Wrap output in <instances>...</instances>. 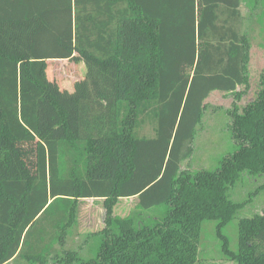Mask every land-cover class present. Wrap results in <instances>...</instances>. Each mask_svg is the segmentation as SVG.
Here are the masks:
<instances>
[{
    "label": "trees",
    "instance_id": "1",
    "mask_svg": "<svg viewBox=\"0 0 264 264\" xmlns=\"http://www.w3.org/2000/svg\"><path fill=\"white\" fill-rule=\"evenodd\" d=\"M242 2L0 0V264H198L205 221L224 259L264 264V206L249 204L264 190V69L228 112L238 149L214 170L181 169L208 96L247 88ZM54 60L89 62L97 79L60 92ZM145 114L152 138L137 134ZM242 176L263 182L234 201ZM86 199L104 217L83 258L65 245ZM123 199L135 215L113 214ZM241 211L233 250L223 229Z\"/></svg>",
    "mask_w": 264,
    "mask_h": 264
},
{
    "label": "rangeland",
    "instance_id": "2",
    "mask_svg": "<svg viewBox=\"0 0 264 264\" xmlns=\"http://www.w3.org/2000/svg\"><path fill=\"white\" fill-rule=\"evenodd\" d=\"M241 21L239 31L245 33L249 43V57L247 61V88H238L242 91L237 100L232 94L212 92L204 101V110L200 124L196 127L193 141L190 143L191 155L181 164V169L189 171L214 170L219 162L227 155L238 149L231 137L229 128L230 118L228 112L237 107L239 110L251 101L257 91L258 77L264 69V0H243L240 8ZM46 75L50 82L57 85V89L72 93L75 84L81 82L82 87H87L85 78L97 79L93 74L96 69L93 64L84 61L54 60L47 63ZM99 74L98 72L96 73ZM243 93V94H242ZM142 124L137 130L140 137L152 138L154 136V122L150 114L142 116ZM249 181L247 176H242L241 181L229 191V196L234 201L247 200L249 193H253L263 180L257 178ZM239 186H241L239 188ZM234 192V193H233ZM239 192V193H238ZM249 204L254 209L264 205V190L253 197ZM136 199L119 200L113 209V214L125 217L137 213ZM153 215L149 212L148 215ZM246 216L244 211L239 212L233 220L223 229L230 247L235 250L237 246V222ZM104 208L101 200L86 199L78 202L76 224L68 230L66 250H77L79 255L87 258L99 241L91 233L98 232L103 225ZM214 221H205L202 225L201 241L199 245L198 264H232L224 259L220 253V241L215 233ZM87 241V242H85ZM56 250H59L56 247ZM200 256V257H199ZM15 264V263H10Z\"/></svg>",
    "mask_w": 264,
    "mask_h": 264
},
{
    "label": "crops",
    "instance_id": "3",
    "mask_svg": "<svg viewBox=\"0 0 264 264\" xmlns=\"http://www.w3.org/2000/svg\"><path fill=\"white\" fill-rule=\"evenodd\" d=\"M264 206V205H263Z\"/></svg>",
    "mask_w": 264,
    "mask_h": 264
}]
</instances>
